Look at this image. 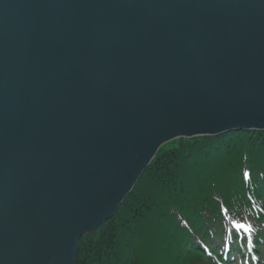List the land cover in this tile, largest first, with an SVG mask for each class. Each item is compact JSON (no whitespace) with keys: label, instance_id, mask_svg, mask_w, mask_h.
<instances>
[{"label":"water","instance_id":"water-1","mask_svg":"<svg viewBox=\"0 0 264 264\" xmlns=\"http://www.w3.org/2000/svg\"><path fill=\"white\" fill-rule=\"evenodd\" d=\"M264 131V0H0V264H76L158 149Z\"/></svg>","mask_w":264,"mask_h":264},{"label":"trees","instance_id":"trees-1","mask_svg":"<svg viewBox=\"0 0 264 264\" xmlns=\"http://www.w3.org/2000/svg\"><path fill=\"white\" fill-rule=\"evenodd\" d=\"M232 221L264 243V131L162 146L112 219L77 242L76 264H215L201 244L229 230L236 245Z\"/></svg>","mask_w":264,"mask_h":264},{"label":"bare ground","instance_id":"bare-ground-1","mask_svg":"<svg viewBox=\"0 0 264 264\" xmlns=\"http://www.w3.org/2000/svg\"><path fill=\"white\" fill-rule=\"evenodd\" d=\"M172 141H174V140H172ZM172 141H169V142H172ZM128 195H129V193L127 194V196H128ZM127 196H125V198L123 199V201L127 198ZM123 201H122V202H123ZM119 205H120V204H119ZM119 205H118V207H119ZM118 207H117L116 210L114 211L113 215H112L108 220H106V221L103 222L101 225H99V226L96 228L95 231L100 230L104 225H106V224L108 223V221H110V220L112 219V217L115 215V213H116ZM88 234H90V233H88ZM88 234H86L85 236H87ZM85 236L81 237L79 240H81V239L84 238ZM79 240H76V241L79 242ZM76 244H77V243H76Z\"/></svg>","mask_w":264,"mask_h":264}]
</instances>
